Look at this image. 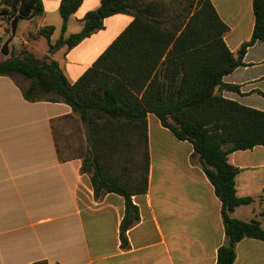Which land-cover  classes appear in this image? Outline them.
<instances>
[{
  "label": "crops",
  "instance_id": "0c3cea01",
  "mask_svg": "<svg viewBox=\"0 0 264 264\" xmlns=\"http://www.w3.org/2000/svg\"><path fill=\"white\" fill-rule=\"evenodd\" d=\"M61 1L42 0L43 13L20 20L15 30L5 27V40L10 52L49 55L75 83L134 16L107 17L103 29L75 47L50 53L48 39L34 34L52 25V42L60 38ZM253 1L212 0L230 27L225 41L235 54L252 37ZM101 2L83 0L65 35L80 32L85 15ZM244 62L223 79L240 91L224 90L223 96L264 111V41L249 47ZM22 87L0 74V264H217L219 249L228 241L222 201L192 142L177 138L148 113L147 189L132 195L140 219L128 229L129 243L123 246L125 197L115 192L96 196L91 174L82 172L89 143L79 113L63 101H30ZM229 162L241 169L237 194L253 197L233 216L264 226V146L237 150ZM236 253L233 264H264V240L244 237Z\"/></svg>",
  "mask_w": 264,
  "mask_h": 264
},
{
  "label": "trees",
  "instance_id": "16d2710c",
  "mask_svg": "<svg viewBox=\"0 0 264 264\" xmlns=\"http://www.w3.org/2000/svg\"><path fill=\"white\" fill-rule=\"evenodd\" d=\"M82 2L61 1L63 25L57 41L51 40L52 25L34 34L48 39L50 53L75 47L103 29L112 15L127 13L134 20L75 83L49 55L40 58L27 49L9 52L7 41L2 50L10 56L0 59V74L19 81L30 101H63L79 113L89 143L82 172L91 174L96 196L115 192L125 197L123 246L129 243L128 229L140 219L132 195L147 189L148 113L156 114L177 138L192 142L222 201L228 241L219 249L217 264H233L237 242L244 237L264 240L261 221L233 216L253 197L237 194L241 169L229 162V155L237 150L264 146V111L224 97V90L240 91V86L223 79L246 64L249 47L264 41V0L253 1L254 31L237 54L225 41L230 27L212 0H102L85 15L83 29L66 36L70 17ZM43 11L42 0H0V14L11 20L14 30L20 20Z\"/></svg>",
  "mask_w": 264,
  "mask_h": 264
},
{
  "label": "rangeland",
  "instance_id": "374dc122",
  "mask_svg": "<svg viewBox=\"0 0 264 264\" xmlns=\"http://www.w3.org/2000/svg\"><path fill=\"white\" fill-rule=\"evenodd\" d=\"M13 25H12V22H11V20L10 19H8L7 18V16L5 15V14H0V31H1V33H2V35H0V59H5L6 57H8V56H10V54H5L4 52H3V50H2V46H3V44L7 41V40H5V37H6V34H5V31H4V29H5V27H9V28H13L12 27ZM7 50L10 52V48H9V43H8V41H7ZM20 52V51H19ZM18 52V53H19ZM16 53V52H15ZM17 53V54H18ZM17 78L20 80V81H22L23 82V84L24 85H27L28 84V81H24V79L21 77V76H17ZM144 153V152H143ZM143 157V156H142ZM142 157L140 158V159H142ZM132 163V162H131ZM122 167L123 166V163H120L119 164V167ZM121 169V168H120ZM140 174V173H139Z\"/></svg>",
  "mask_w": 264,
  "mask_h": 264
}]
</instances>
